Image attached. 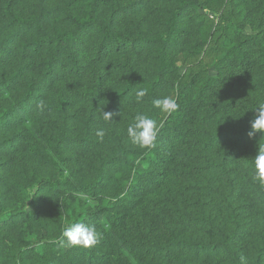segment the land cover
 I'll return each mask as SVG.
<instances>
[{
	"label": "trees",
	"instance_id": "trees-1",
	"mask_svg": "<svg viewBox=\"0 0 264 264\" xmlns=\"http://www.w3.org/2000/svg\"><path fill=\"white\" fill-rule=\"evenodd\" d=\"M219 1L0 0V264H264V133L248 136L264 0H230L241 19L215 76L180 65L204 54ZM172 93L155 146L132 144L136 115L159 122L152 101ZM76 222L97 230L92 247L46 237Z\"/></svg>",
	"mask_w": 264,
	"mask_h": 264
},
{
	"label": "clouds",
	"instance_id": "clouds-1",
	"mask_svg": "<svg viewBox=\"0 0 264 264\" xmlns=\"http://www.w3.org/2000/svg\"><path fill=\"white\" fill-rule=\"evenodd\" d=\"M146 95L147 89L138 88L135 93L136 102L139 104ZM152 104L161 113L167 115L172 114L178 107L175 99L170 96L162 99H154ZM38 107L43 109L46 105L44 102H41ZM114 115L115 113L102 110V116L105 121H113ZM162 127V121L158 123L157 120L151 118L149 115L141 113L137 114L134 122L127 127V135L132 144L140 148H150L155 146V141ZM258 133H264V103H261L257 107V113L251 122V129L248 132V136L252 138ZM96 135L102 142L105 137V131L103 129L98 130ZM254 167L253 180L264 186V144L259 143L258 145V152L254 158ZM72 195L80 199L86 198L83 193H72ZM62 237L60 241L62 247L89 248L97 242L98 232L95 227H90L82 222H76L64 228ZM240 261L241 264H247V259L243 255L240 257Z\"/></svg>",
	"mask_w": 264,
	"mask_h": 264
},
{
	"label": "rangeland",
	"instance_id": "rangeland-1",
	"mask_svg": "<svg viewBox=\"0 0 264 264\" xmlns=\"http://www.w3.org/2000/svg\"><path fill=\"white\" fill-rule=\"evenodd\" d=\"M236 6L230 0H221L210 5L205 13L206 31L209 42L204 54L197 57H186L180 60L182 73L184 77L186 76V79L192 72H200L208 76L216 75L215 62L220 55L218 46L220 45L221 47L232 33V30L227 27L228 20L235 22L241 19ZM223 16L225 18H222ZM170 97L174 99V94L172 93ZM167 116V114L161 113L159 122H164ZM86 204L90 203L87 202ZM46 237L55 245H59L63 238L62 234H58L57 232Z\"/></svg>",
	"mask_w": 264,
	"mask_h": 264
}]
</instances>
